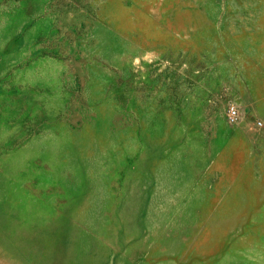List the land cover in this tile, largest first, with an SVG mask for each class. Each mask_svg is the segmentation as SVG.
<instances>
[{
	"label": "rangeland",
	"instance_id": "obj_1",
	"mask_svg": "<svg viewBox=\"0 0 264 264\" xmlns=\"http://www.w3.org/2000/svg\"><path fill=\"white\" fill-rule=\"evenodd\" d=\"M0 264H264V0H0Z\"/></svg>",
	"mask_w": 264,
	"mask_h": 264
},
{
	"label": "built area",
	"instance_id": "obj_2",
	"mask_svg": "<svg viewBox=\"0 0 264 264\" xmlns=\"http://www.w3.org/2000/svg\"><path fill=\"white\" fill-rule=\"evenodd\" d=\"M228 112H229L228 114H229L230 121H234L236 119V117H237V110H236V108L234 106H230L228 108Z\"/></svg>",
	"mask_w": 264,
	"mask_h": 264
}]
</instances>
